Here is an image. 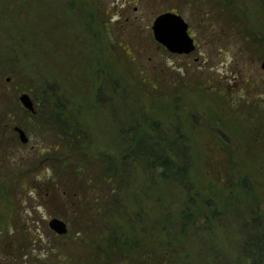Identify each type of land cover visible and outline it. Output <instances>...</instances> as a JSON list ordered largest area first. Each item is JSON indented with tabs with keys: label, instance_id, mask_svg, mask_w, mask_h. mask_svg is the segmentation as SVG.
Masks as SVG:
<instances>
[{
	"label": "rangeland",
	"instance_id": "1",
	"mask_svg": "<svg viewBox=\"0 0 264 264\" xmlns=\"http://www.w3.org/2000/svg\"><path fill=\"white\" fill-rule=\"evenodd\" d=\"M1 1L7 21L0 22V57L12 55L0 67V264H72L73 254L81 253L90 240L91 220L84 219L87 227L76 222V217L85 215L74 212L79 204L73 201L79 196L60 195L66 182L54 167L56 159L45 151L51 136L31 132L26 119L31 112L14 102L26 92L36 105L34 87L45 79H57L63 94L84 91V99L73 106V118L89 131L91 156L115 152L110 131L116 128L113 109L125 108L123 114L126 108L134 110L129 90L156 118L166 117V108L178 111L196 146L198 190L206 196L211 190L215 199L224 201L227 192L220 187L247 179L251 191L242 199L256 203L264 216V41L257 42L264 40V0H235L239 3L235 8L244 14L236 19L239 24L219 9L216 0ZM163 12L176 13L187 23L195 43L192 53L172 54L154 41L152 22ZM248 26L255 34L251 44L243 30ZM17 34L26 49L13 37ZM95 59L102 68L94 84L90 77L79 80L91 72ZM112 73L120 75L124 88L115 76L119 91L111 93L106 87L115 103L109 98L97 106L90 93ZM145 79L155 82L156 88ZM176 120L178 116L171 121ZM14 126L25 131L27 143L19 141ZM227 162L233 172L223 179L221 163ZM236 187L235 192L241 190ZM252 195V200L244 199ZM86 198L83 208L89 204ZM135 205L128 208L141 234ZM154 206L152 201L146 207L149 227L162 213ZM121 216L112 220L128 232L131 223H124ZM53 217L65 221L68 235L58 236L49 229ZM103 231L98 226L97 235Z\"/></svg>",
	"mask_w": 264,
	"mask_h": 264
},
{
	"label": "trees",
	"instance_id": "2",
	"mask_svg": "<svg viewBox=\"0 0 264 264\" xmlns=\"http://www.w3.org/2000/svg\"><path fill=\"white\" fill-rule=\"evenodd\" d=\"M3 3L0 0V22L7 21L2 15ZM236 3L235 0H216L219 9H224L239 24L236 19L244 14L243 10L235 8L239 5ZM244 28L246 39L250 44L255 42L253 29L250 26ZM17 36L13 37L20 39L21 36ZM20 41L22 50L26 49ZM263 41L262 37L257 42ZM11 55L0 57L1 68ZM13 59L20 61L17 56ZM94 61L91 72L84 73L79 80L90 77L94 84L97 72L102 68L98 59ZM115 76L121 85L120 75L109 74L108 81L101 80V87L90 93L94 104L100 106L109 98L110 103H115L112 94L106 90L109 86V92L119 91ZM145 80L151 83V86L147 84L152 89L156 88L155 82ZM62 88L57 79H45L34 87L35 112L30 114L21 109L28 115L26 119L32 126L31 132L35 131L41 137L51 136V144L45 151L52 155L51 159H56L54 167L66 182L65 189L59 194L63 199L79 196L73 201L79 204L74 207V212L85 213L76 217L77 224L87 227L89 224L84 219L91 220L90 240L85 244L82 241L81 253L76 250L79 254H73L72 264H81L88 259L89 264H264V216L256 203L248 204L242 199V195L251 191L248 180L238 179L236 188L241 190L237 192L233 189L237 186L235 182L222 184V193L227 192L224 201L215 199L211 190L207 191L210 194L207 196L198 190L194 176L197 171L196 146L178 111L166 108V117L156 118L145 110L140 96L129 90L134 110L126 108V114H123L125 108L116 109L114 105L113 109V113H117L112 120L116 128L110 131L114 134L115 152L91 156L88 153L89 131L73 118V106L84 99V91L69 92L68 95V92L62 93ZM121 91L125 93L124 89ZM14 102L18 104L17 98ZM96 105L93 109L98 114ZM177 116L175 124L171 120ZM230 163H221L223 179L232 175ZM239 174L240 170L236 168V175ZM86 196L89 204L83 208ZM253 197L244 199L252 200ZM152 201L163 215L156 216L149 227L146 207ZM131 203L138 207L133 210L140 217L141 234L137 232L135 221L131 222L133 215L128 208ZM116 216H121L124 223L127 220L131 223L128 232L112 220ZM223 220H227V224L223 225ZM98 226L100 232L105 230L99 236ZM101 240H104L102 246Z\"/></svg>",
	"mask_w": 264,
	"mask_h": 264
},
{
	"label": "water",
	"instance_id": "3",
	"mask_svg": "<svg viewBox=\"0 0 264 264\" xmlns=\"http://www.w3.org/2000/svg\"><path fill=\"white\" fill-rule=\"evenodd\" d=\"M154 39L164 46L169 52L177 54H188L195 48L193 39L187 33V24L181 16L174 13H164L158 15L152 24ZM264 67V64L262 65ZM20 103L29 111H34L30 97L23 93L19 97ZM22 143H27L28 138L24 131L17 129ZM49 228L59 235L67 232L65 223L57 218H53L48 223Z\"/></svg>",
	"mask_w": 264,
	"mask_h": 264
}]
</instances>
